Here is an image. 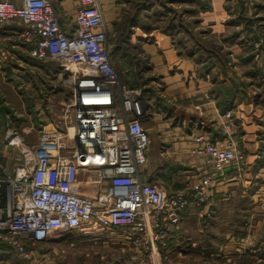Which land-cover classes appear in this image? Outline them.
Masks as SVG:
<instances>
[{
	"label": "built area",
	"instance_id": "2783aa9c",
	"mask_svg": "<svg viewBox=\"0 0 264 264\" xmlns=\"http://www.w3.org/2000/svg\"><path fill=\"white\" fill-rule=\"evenodd\" d=\"M8 25L20 26L31 56L59 62L70 90L66 107L42 124L36 145L27 147L14 128L3 137L17 154L11 153L15 167L9 170L0 153V247L32 260L38 244L93 222L101 225L98 220L105 218L121 229L123 243L135 249L132 258L147 260V252L158 249L160 254L171 247L189 203L200 208L201 217L211 216L206 207L215 195L230 197L226 185L239 180L248 164L233 135V109L223 115L225 139L197 135L194 153L208 156L212 167L192 176L188 191L167 193L159 181L148 178L151 136L145 111L136 104L143 89L121 75L100 0L77 1L71 31L63 27L51 0H0V28ZM257 57L264 59V51ZM257 155L264 161V149ZM263 169L264 163L253 177L263 180L249 228L255 216H264ZM250 235L249 230L235 240L238 254L254 245Z\"/></svg>",
	"mask_w": 264,
	"mask_h": 264
},
{
	"label": "crops",
	"instance_id": "0c3cea01",
	"mask_svg": "<svg viewBox=\"0 0 264 264\" xmlns=\"http://www.w3.org/2000/svg\"><path fill=\"white\" fill-rule=\"evenodd\" d=\"M51 1L59 12L63 27L71 31L73 29V13L78 0ZM150 1H152L151 4ZM150 1L100 0V3L110 29L115 34L117 31L122 32L127 19L132 21L127 45L120 50L122 56L119 54L115 61L123 77L138 78L139 84L137 85L143 89L142 95L138 97V110L145 111L144 122L148 117L157 123V133L162 140L161 144L166 154L157 170L168 173L167 182L163 181L161 175L148 174V178L159 181L162 186L165 185L163 189L167 193L186 192L190 189L189 184L196 174L203 175L212 167L208 156L195 155L194 153L197 135L205 133L212 139H225L226 133L222 125L223 115L226 110L231 108L224 109L219 106L218 97L213 91L216 87L214 80L191 52L192 42L190 41V45L187 43L185 46L180 39L176 40L166 27L169 17H173L176 22L181 18L186 26H192L194 21L191 19L193 18V0H182L180 8L175 5L177 0L173 2L168 0ZM207 2V5H203L199 9L202 24L200 25L199 22L198 26L201 29L207 25V36L215 37L219 44L223 36L233 28L238 31L242 29V24L235 26L230 19L231 15L237 13L238 0H207ZM245 3L250 14L257 11V16L264 18V14H262L264 0H245ZM182 11L183 13L179 15ZM260 23L263 25L264 20L260 19ZM20 30L19 25L0 28V71H3L0 75H3L4 78L11 77L14 75L13 72L17 73L15 68L19 66L22 68L26 66V69L34 72H37L38 69L43 73L51 72L52 69L48 63L29 54L20 37ZM222 43L224 50L231 51V58L234 60L231 69L237 76L242 79H251L250 70L258 67L263 70L264 74V59L255 56L252 62L251 52L249 51V53L241 44L226 41ZM249 43L251 44V41ZM235 61H238V64ZM40 77L43 79L42 76ZM140 77H147L146 80L148 78L149 80L143 83ZM220 78L230 80L231 77L230 74L226 76L220 74ZM9 80L4 79L3 81L6 89L0 85V102L5 104L11 100L7 96L8 93L2 94L3 91H8L15 97L18 93L14 86L16 79ZM0 84H2L1 81ZM247 91L249 92L247 100L233 108L235 121L233 135L237 138L239 145L242 144L244 147H241L245 148L248 162L246 170L239 180L232 185H226L231 192L229 198H223L220 193L215 195L214 203L206 207L212 211L211 216L201 217L200 208L194 202L189 203L181 211L180 226L173 235V240L171 239L176 243L179 240L178 235L180 238H184L185 242L179 246L178 253L180 254L186 252L193 258L194 250L198 248L197 252L206 253L203 242L209 236L210 241L215 242L216 245V250L211 251L213 256L216 255L217 258L224 259L230 255L233 258L238 255L237 246L234 244L235 240L246 235L249 230L252 241L255 243L254 246L264 247V216H255L252 228H249V222L252 221L251 213L256 212L258 206V193L252 188L253 177L258 167L264 163L257 155L264 149L262 143L264 141V96H257L259 90L255 86L248 87ZM3 106L6 107L1 104V109ZM57 106L52 100L49 104L46 102L44 106L42 103L30 102L27 119L17 128L10 127V121L7 122L6 117L1 116L3 129L0 128V153L9 170H13L15 167L12 156L17 154V150L14 151L11 147L8 149L3 142V137L8 129L14 128L22 135L20 128L25 127L24 131L27 135L36 133L31 137L33 144L36 145L42 124L52 119ZM6 108L9 110V106ZM150 154L148 153V155ZM228 170L235 173L234 168ZM81 230L85 232L86 228L66 233L61 239H47L43 244H62L63 241L74 244L77 241V234ZM81 237L86 239L87 235L83 233ZM172 244L170 245L172 246ZM223 248L228 255L223 253ZM132 250L135 252V249ZM11 258L13 262H11ZM142 261L146 262V260ZM24 262V259L18 257L14 252H10L7 247H0V264H26ZM49 263H51L50 260L47 264Z\"/></svg>",
	"mask_w": 264,
	"mask_h": 264
},
{
	"label": "rangeland",
	"instance_id": "374dc122",
	"mask_svg": "<svg viewBox=\"0 0 264 264\" xmlns=\"http://www.w3.org/2000/svg\"><path fill=\"white\" fill-rule=\"evenodd\" d=\"M181 1L182 0H177V2H175V5L178 6V8H180V5H182ZM206 2L207 0L193 1V15L191 14L193 18L191 19H199L201 21L202 16L200 14L201 12L199 11V9L203 5H207L208 2ZM179 14H181V12ZM262 14H264V12ZM236 15L237 13L235 12V14L231 15L230 19H233V17H235ZM262 19L264 20V18ZM201 24L202 23L200 22V25ZM206 28L207 25L203 26L202 29ZM261 39L262 40L258 38L255 40H250L252 43L255 44V48L252 50V53L256 56L259 54L261 55V51H264V35L261 37ZM44 61L48 63V66H51V72L43 73L40 72L39 69L37 70V72H34L26 69V66H23V68L19 66L15 68L17 73L13 72L14 75L11 77L6 76L4 78L3 75H0V81L2 83L0 85H3L4 79L9 80L10 78L9 81L16 79V83L14 84V86L18 92L16 94V97L11 95L8 91L2 92V94L8 93L7 96L11 101L7 104L2 101L0 102L1 129H3L1 116L6 117L7 122L10 121V127L14 126L15 128H17V126L24 122L27 119V113L29 109L28 105H30V102H34L37 104L42 103L44 106L46 102L49 104L52 100L55 105H58L55 109V114L60 113L61 110L66 107L64 103H67L68 101L70 90V81L68 79V74L67 72H63L58 61L51 59H46ZM235 63L238 64V61H235ZM258 70L259 67L257 69L255 68L253 71L256 72ZM1 73H3V71H0V74ZM37 73L39 74L37 75ZM40 76H42L43 79H41ZM130 78L133 79L132 82L136 80V77ZM143 79H147V77H143ZM3 89H6L4 88V85ZM53 94L55 95L53 96ZM58 100L60 101L58 102ZM1 104L6 105V107L9 106V110L5 106H3L1 109ZM136 104L138 106V103ZM53 117L54 115L52 116V119ZM153 121V119L146 117L144 122L151 136V147L149 151V153L151 154L149 155L148 174L160 176L161 172L157 170V168L159 165H161V161L166 154L161 144L162 140H160L159 135L157 133V123H154ZM20 130L26 141V146L31 147V145L33 144V138L31 137L36 133H34L33 135H27L24 131L25 127H21ZM241 146L244 147L242 144ZM93 176L98 177V172H95ZM162 176L163 175H161V178ZM262 180V178H258L252 183V188L256 190V193H259L258 190ZM98 222H101V225H98L96 222H93L87 224L84 227L86 228L85 232L84 230L79 231V233L77 234V241L74 242V244H68V242L66 243V241H63L62 244H38V246L33 247L35 251L34 258L32 260H24V263L47 264L50 260L51 263L49 264H154L155 253H157V255L161 258V264H194L196 261H198L196 258H192V256L190 257V255L186 254V252H183L182 254L178 253L180 248L179 246L183 242H185L184 238H180L179 235V240H177L176 243H174L172 241L173 239L171 238V242L173 244L170 243L172 244V246L166 252L163 251L159 254V251L157 252L158 249H154L153 251H149L146 253L149 254V257L146 258V262L141 261L140 259L134 260L132 258V256L134 255V250H132L131 245H126L123 243L124 237L122 236L121 229L110 226L105 218H100ZM83 233L87 235L86 239H82L81 235ZM251 236L252 235H250L249 238ZM253 246L247 247L245 250L243 248L242 253L235 255L230 261H228V259L224 260L222 257L217 258L216 255L212 257L205 255V257L203 258L205 259L204 263L198 264H208V262H213L215 264H264V247L259 248V250L254 253L252 251ZM188 247L189 246L187 245V248ZM123 248L125 250H123ZM199 255L203 254L199 253ZM194 256H196V254ZM11 262H13L12 258Z\"/></svg>",
	"mask_w": 264,
	"mask_h": 264
},
{
	"label": "trees",
	"instance_id": "16d2710c",
	"mask_svg": "<svg viewBox=\"0 0 264 264\" xmlns=\"http://www.w3.org/2000/svg\"><path fill=\"white\" fill-rule=\"evenodd\" d=\"M170 1L173 2L176 0H170ZM151 2L152 1H150V4ZM142 6H144V4H142ZM182 13L183 11L181 12V14ZM262 18L257 16V11L253 12V14L249 13V9L245 3V0H238L237 15L233 17V19H231V23L234 24L235 26L242 24V29L238 31L237 29L233 28L230 32H228L225 36H223V38L221 39V43L219 44L215 37L207 36V32H208L207 28L200 29V27H198L200 21L199 19H195L193 21L192 26L189 25L186 26V23L181 21V18L176 22L175 20H173V17H169L166 23L167 29H169L172 32L173 37H175L176 40L180 39L181 43L185 44V46L187 43L188 45H190L189 44L190 41L192 42L191 52H193L194 55L197 57V62L203 64L204 69H206L211 74L212 80H214L216 86L213 89V91L215 95L218 97V101L220 104L219 106L223 107L224 109H228V108L233 109L240 102L247 100V98L249 97V92L247 91V89L248 87L251 86H255L259 90L257 96L259 97H261L262 95L264 96V74L262 72L263 70L259 69L256 72L250 70L251 72L249 76L251 79L249 78L242 79V77L237 76L235 72L231 69L232 66L234 65V60L233 58H231L232 57L231 51L224 50V46L222 43L226 41V42H235L241 44L242 46L245 47V49L248 52L249 51L251 52L249 53L253 62L256 55L252 53V50L255 48V46L254 43L251 42L250 44L249 41L255 40L257 38L261 40V37L264 35L263 34L264 24L262 25L260 23V19ZM131 22L132 21L129 19L125 21V26H123L122 32L117 31V34L112 32L111 45H112V55L114 59L119 54L121 55L120 50L127 45L129 39L128 32L130 25L132 24ZM222 50L224 51L223 53L221 52ZM220 74H223V76L230 74L231 78L230 80L222 79L220 78ZM124 79L126 81L129 80L128 82L131 81V83L136 86H138L137 84H139L138 78L133 82H132L133 79L130 77H125ZM140 79L143 81V83L149 80V78L148 80H146L143 79V77H140ZM258 80H260L259 83H257ZM262 143L264 144V141ZM161 175H163L162 179L166 183L168 179L167 178L168 173L163 171L161 172ZM203 243H204L203 245L206 248V253H203V255H199L200 252H197L199 248L194 250V254H196V256L193 255L194 256L193 258H196L198 260L194 264L204 263L205 259L203 258L205 257V255L212 257L211 254L216 248V245L214 244L215 242L212 243L210 241L209 236L205 238ZM208 264H215V263L208 262Z\"/></svg>",
	"mask_w": 264,
	"mask_h": 264
},
{
	"label": "bare ground",
	"instance_id": "6f19581e",
	"mask_svg": "<svg viewBox=\"0 0 264 264\" xmlns=\"http://www.w3.org/2000/svg\"><path fill=\"white\" fill-rule=\"evenodd\" d=\"M154 259H155L154 261H155L156 264H160L161 263L160 262V257L157 255V253L154 254Z\"/></svg>",
	"mask_w": 264,
	"mask_h": 264
}]
</instances>
